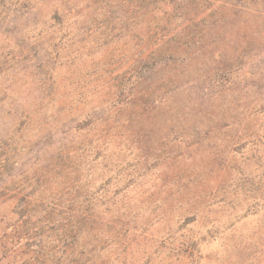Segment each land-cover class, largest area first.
Returning a JSON list of instances; mask_svg holds the SVG:
<instances>
[{
	"label": "rangeland",
	"instance_id": "obj_1",
	"mask_svg": "<svg viewBox=\"0 0 264 264\" xmlns=\"http://www.w3.org/2000/svg\"><path fill=\"white\" fill-rule=\"evenodd\" d=\"M90 1L0 0L5 193L82 196L74 213L50 198L34 207L48 212L39 222L7 201L0 238L15 232L21 259L45 242L51 264L89 251L105 264H264V0L168 15L156 0ZM65 123L83 129L95 161L22 159ZM74 130L50 141L71 147ZM94 193L96 233L79 223Z\"/></svg>",
	"mask_w": 264,
	"mask_h": 264
},
{
	"label": "trees",
	"instance_id": "obj_2",
	"mask_svg": "<svg viewBox=\"0 0 264 264\" xmlns=\"http://www.w3.org/2000/svg\"><path fill=\"white\" fill-rule=\"evenodd\" d=\"M156 1L161 2L163 4L162 6L163 15H168L169 11L172 13L179 11L180 9L179 6L181 3L188 5L189 3L192 4V3L199 2L201 0H156ZM218 1L219 0H217V2ZM90 4H91V7L95 6V4H97V1L91 0ZM222 4L223 5H216L214 7V10L215 11H220V10L226 11L227 8H226L225 1H223ZM131 18H134V17H129L128 19H131ZM116 25L120 26L121 29L124 28V25H122L121 23V19L119 22L115 23L114 26L116 27ZM115 27L113 29H115ZM151 53L154 54L155 50L152 51ZM141 80H142V77H137L136 81L134 82V87H133L134 98H137L138 96L137 84L141 83ZM7 88L9 89L10 85ZM124 89H121V90H124ZM18 114L23 115V112L19 111ZM72 130L76 131L79 137H76V139H73L74 141L71 140L72 141L71 147L55 146V144L50 141L51 138L54 136H60L62 137V139L64 138L68 139V136L72 134L71 133ZM82 130L83 129L79 127H76V128L74 127L73 129H70L66 125V123L62 124L56 129L48 132L47 134L42 135L39 141L37 142V144L31 147L30 150L27 153H25V157H23L22 159H25L28 157L29 159H32V158L37 159L38 155H40L41 153H47V151H49V153L50 152L52 153L51 157L59 158L60 160L62 158L68 157L70 159L74 158L79 161L84 156L85 157L87 156L88 158L91 157V159L95 161L99 157L100 154L96 151L95 148L86 147L84 143L85 142L84 136L83 134H81ZM51 148H52V151H50ZM59 177H61V175H58V174L55 175V179ZM9 180H10L9 175L8 176L5 175L2 181L0 180V205L6 203L9 200H17L19 204L16 205L17 207L16 210L18 213H20L21 216L23 215L24 217L26 215L25 221H27V219L31 220L34 218L39 222L42 216L40 214H42V212L44 213H48V212L46 211V209L42 208V211L38 215L36 214L34 207L36 208L37 206L38 208L40 206H43L44 203H46V201H48L49 198L53 200L52 202L48 201L47 203L48 205L50 204L53 205L54 209L62 206L66 208L67 212L74 213L75 211V209L73 208L74 201L78 197H82L79 191H31L28 193H21L20 191L19 193L8 195L7 193H5V191H8L7 186L9 184ZM80 182H81V179L78 180V183ZM97 193H94L91 196H83V199H84L83 202H86L87 205H86V209H84V211H82L79 214L82 219L80 220L79 223L83 224L84 226L86 225L87 227L88 225H90L89 227H93L91 230L95 233L98 230H97V227H94V226H97L98 223L102 220L101 215L97 212V207H99L100 204H97L96 202L101 200L103 196L102 195H98V197L96 196L95 197L96 201H94V196ZM62 197H64V199L66 200L64 204L59 202ZM19 226L20 224H18L17 227ZM17 227H16V230H17ZM96 235H98V233ZM15 238H16L15 232H13L10 239H8L6 235L5 237L2 236L0 238V264H51L52 263V260H50V257L47 255V251H48L47 245L45 244V242H42V241L35 244L28 251L31 254L30 257L21 259V257H19V252L22 251L23 247L16 244L15 242H12L14 241ZM22 252H25V250H23ZM70 264H73V263H70ZM82 264H105V263L101 260H96V258L94 259L90 255V251H89L87 252V254H85V259Z\"/></svg>",
	"mask_w": 264,
	"mask_h": 264
}]
</instances>
